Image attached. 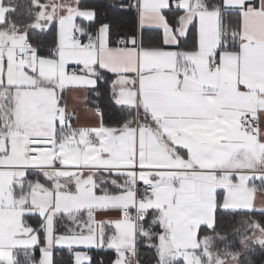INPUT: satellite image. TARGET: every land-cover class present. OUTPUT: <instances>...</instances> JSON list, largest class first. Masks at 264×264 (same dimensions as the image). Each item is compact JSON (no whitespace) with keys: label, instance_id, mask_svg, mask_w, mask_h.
Segmentation results:
<instances>
[{"label":"snow or ice","instance_id":"obj_1","mask_svg":"<svg viewBox=\"0 0 264 264\" xmlns=\"http://www.w3.org/2000/svg\"><path fill=\"white\" fill-rule=\"evenodd\" d=\"M106 7L0 0V264H264V0Z\"/></svg>","mask_w":264,"mask_h":264},{"label":"trees","instance_id":"obj_2","mask_svg":"<svg viewBox=\"0 0 264 264\" xmlns=\"http://www.w3.org/2000/svg\"><path fill=\"white\" fill-rule=\"evenodd\" d=\"M7 2V0H5ZM20 3H24L25 0H19ZM84 4L89 5H95L99 8L101 14L108 13L111 14V9L107 8L106 5L110 2H115V0H82ZM107 85H101L99 91H100V97L97 99L95 94L90 95L89 99L93 103H98L102 108H105L108 104L109 94L106 91ZM88 107V105H87ZM257 218H259V215H257ZM236 220H239V217L235 218ZM228 221L233 220V217H228ZM152 253L151 251L147 250L146 248H141V257L143 258L144 264H149V261L151 259ZM65 259L67 257L65 256ZM257 264H260V260H257Z\"/></svg>","mask_w":264,"mask_h":264},{"label":"crops","instance_id":"obj_3","mask_svg":"<svg viewBox=\"0 0 264 264\" xmlns=\"http://www.w3.org/2000/svg\"><path fill=\"white\" fill-rule=\"evenodd\" d=\"M85 93H68L65 97L69 109H74L78 119L73 123L77 125H89L92 123L91 117L88 112V107L84 103ZM257 206L264 205V193L257 192L256 194Z\"/></svg>","mask_w":264,"mask_h":264}]
</instances>
